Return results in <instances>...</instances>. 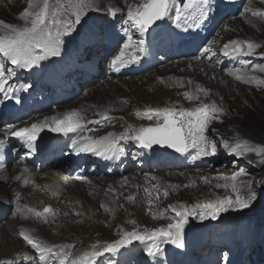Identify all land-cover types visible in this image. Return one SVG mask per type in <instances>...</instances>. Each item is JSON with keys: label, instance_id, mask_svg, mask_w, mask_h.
Instances as JSON below:
<instances>
[{"label": "rangeland", "instance_id": "374dc122", "mask_svg": "<svg viewBox=\"0 0 264 264\" xmlns=\"http://www.w3.org/2000/svg\"><path fill=\"white\" fill-rule=\"evenodd\" d=\"M141 1L143 0H86L87 3L94 5V7H96L97 5H101L102 9L100 11H95L93 8H87L85 10L86 15L82 18V20L84 18L106 13L109 6L116 8L119 12H124V15L127 16L128 7L139 6ZM78 2L79 0H49L51 8L56 14V19H59L62 22L68 19L74 20V16L72 15V8L73 5ZM0 5V21H4L8 24H14L17 26H23L24 21L19 19V14L25 8H27L28 0H0ZM246 9H249L250 13L248 14L251 15L253 11L264 13V0H248ZM253 17L264 18V16L254 15ZM243 19L245 18H242L241 14L238 18L232 20V23L228 22L224 26H222L220 28L221 31L218 40H214L215 43H221L222 45V42L228 43L229 41L233 40L238 42H254L260 45V47L256 48L253 52L260 55L264 60V35L257 31L255 27L253 31L245 28L242 25V23L245 21ZM130 24L132 23L130 22ZM259 28L262 27L260 26ZM130 29V33L133 37L132 44L134 45V47H136L138 41L142 39V37L140 36L137 26L132 24V26H130ZM0 34H3V32L0 31ZM134 38H137L138 40L135 41ZM253 38L257 40H254ZM187 64L188 62H180L178 65H176V68L180 67L182 71H185L187 67L190 66V64ZM165 66L166 65L158 68L156 72H161L164 70L166 71L170 68L169 66H166L167 68ZM212 68L213 69L207 67L206 65H202V72L200 73L204 76L205 79L212 78L216 80L218 84L215 87L209 88L203 93L198 91V88L196 87L193 88L195 92L191 93V90L189 89L190 87L186 89L185 87H178L173 85H168V87H164L161 91L156 92L154 88H152L151 84L154 82V80H156V77H153V75H144L145 77L141 75L142 77L135 81L126 80L119 82L121 78H134L129 75L113 78V82H117V85H115L118 90L115 89L114 91H112L109 98L115 97L119 100L115 104H111V109H108V111L105 113L98 112L99 108H97L96 106L90 107V110H86L87 113H89L88 116L85 117V119L99 117L102 114L114 115L115 117H117V119L107 127V131L114 134L115 137H119L121 134L127 132L130 127L132 129H138L140 127H148L153 125L155 126L157 124L156 122H154V120L152 121L146 118H140L136 115L137 112L143 113L147 108H196L201 104H215L216 107L222 109V111L216 113V115H218L219 117L218 120L213 119L210 121L205 135L209 140H212L216 143V153L221 151V146L217 141L219 138L218 134L221 132H236L237 135L234 137L233 141H248L249 147H252L254 143L264 144L262 143L264 142V139L261 138L260 134H254L255 137L252 138L248 137V129L253 131L254 133H258V131L264 129V83H261V81H264V66L262 70L242 72L241 75L244 79L240 80L234 77H228L226 75L224 77V75H221L223 73V70L217 69L215 67ZM169 72L170 74H173V72H171L170 70ZM246 75H248L247 79H245ZM186 77L187 76H185V78ZM191 83V86H196L194 80H192ZM100 86V89L102 91L104 90L103 92L107 94V89L110 88L108 84L99 83L97 87ZM158 86H160V84H157V87ZM184 93L193 94L195 96H198L199 99L190 101L185 97ZM118 96L122 98H119ZM137 102L144 105L147 103H153V105L155 106H148L144 109L136 108L133 110L131 109L132 111H130L129 107L131 106V104ZM73 105L74 106L72 108L74 109V111L80 112L81 109L77 105V102L73 103ZM162 122L163 120H161L159 123ZM226 128H231L232 130H226ZM241 132L244 133V135ZM238 136L241 137L238 138ZM245 157L253 158V156L249 155L247 152H245ZM262 157H264V155H262ZM240 170H243L245 173H247V175L239 177L236 181L238 188L240 189L239 194L242 197L247 196V194L244 193L247 191V189L240 185V181L243 180L253 181V190L257 193L258 196L263 193L264 190L260 185V181L263 180L264 171L258 176L252 177V172L249 171L246 167L244 169L243 167L239 166L230 168L222 165L213 166L208 170L191 169L190 171H183L181 173L161 174L159 172H137L136 175H134V177H136L135 183H137H128L126 185L127 188H125L124 190L109 189V191H111L110 193L103 192L100 195L98 194V196L97 194L93 195V192L89 191L88 196H86V194H81V199L79 202H77L79 203L77 205L79 206V209H74V211L71 207H67L69 203L62 202L63 206L66 205L65 211H63V208L60 205L61 203H59V199L55 204L53 203V199H51L57 198L58 195H52L53 193L49 188L45 187V189H42L41 184H37V186H34L31 190H24L19 193L20 196L24 195L29 201L32 202L31 206L33 205V207H29L28 205L30 204H22L24 206L21 210L25 211L24 215L23 213H21L20 203H18L19 206L17 204L20 196L17 197L18 200L16 201L10 198V201H13L12 206H14L15 208L19 207L17 208L18 210L15 209L14 212H16V210L20 211L16 215H13V217L11 216L12 218H10L8 221L2 223L6 224L9 222H13L17 226L16 231H11V226H8L7 231H9V235H7L4 233V229L2 228L3 225H0V240L4 242L9 240L8 242L3 243V247H0V257L2 256L3 258L0 264L5 263L10 259H16L17 257H19L18 255L21 254L19 253L17 255H10L16 250H21V248L24 247V245L22 244L24 240L20 236V232L22 229L26 234L27 231H31L32 237L38 239L40 242L46 244L53 243L61 247L70 246L65 247L64 250L70 252L71 257L76 250L80 251L81 249H84L86 247H91L93 243H99L105 240H116L117 238H121L120 235H123V232H129L137 227H139V230H137L138 232H145V230L151 231L154 228L166 227L163 225L169 224L172 221V217H174V214H176L174 211H172V207L180 210L179 206L181 204L185 206H191L202 202L223 199L228 196H231L234 199L237 193L233 192L231 188L232 181L221 179L220 177H231L234 173ZM10 172L11 170H8V175ZM185 172H195L198 173V176L193 177V174H184ZM121 178H127V176L125 177L124 174V177ZM102 180H104L105 183H108V181L115 180V178L108 177L102 178ZM218 184H228L229 187H217ZM77 187L78 186H76V189ZM89 187L90 184L87 185L86 189H90ZM47 189H49V192L46 191ZM145 189H147L148 191H145ZM39 191L41 192V194L39 195L43 196L44 198L42 200H39L38 202H33L32 198L35 196V193H38ZM165 191H167L168 193L167 196L164 195ZM6 197L7 196L5 195V193H0V200L5 199ZM128 197H133V199L129 200ZM45 202H48L47 205H49L48 207L51 209L49 213H46V220L42 219V215L40 217H37L34 212L29 211V209H34L36 212L39 208L44 206ZM55 206L56 210H54ZM52 210L57 212V217L53 219L51 218L53 213ZM230 211L232 210H229L228 212ZM94 215H96V217ZM39 218H41L40 221L37 220ZM61 219H65V221L60 222ZM33 221L39 223L42 222L44 224L43 226L41 225L42 227L40 230H37L36 226L33 227ZM93 229L97 230V232H95V230L94 232H92ZM27 251L26 247L22 248V253H29V251ZM6 256L10 257L5 258Z\"/></svg>", "mask_w": 264, "mask_h": 264}, {"label": "snow or ice", "instance_id": "6c2138e0", "mask_svg": "<svg viewBox=\"0 0 264 264\" xmlns=\"http://www.w3.org/2000/svg\"><path fill=\"white\" fill-rule=\"evenodd\" d=\"M209 5V0H187V3H183L182 6L176 3V0H143V3L139 6L128 7L127 18L132 24L138 27L141 37L145 36V33L154 25L157 21L163 20L166 16H169V12L172 8H175V21L176 26L180 27V20L189 9L199 10V23H203V20L207 16L206 8ZM93 8L95 11H100L98 7L87 3L86 0H79L78 3L73 5L72 15L74 20L68 19L61 21L56 19V14L52 10L49 0H28V6L20 14L19 19L24 21L23 26H17L14 24H8L4 21H0V57L10 61L16 68L32 69L34 66H38L41 61L45 60L49 56L58 57L61 55L60 44L62 41L60 37L63 35H70L76 31L77 25H80L82 18L86 15V9ZM108 14L115 16L116 9L109 6ZM249 11V9H246ZM254 16H264V13L252 12ZM51 17V19H50ZM199 26V24H197ZM127 34L128 30H124ZM129 43H125L124 49L130 47L132 36L128 35ZM145 40L142 38L137 43V52L143 53ZM232 45L231 51L233 53H241L244 55H251L253 51L260 47V45L251 41H229L224 45L223 55L228 56L229 47ZM246 46L247 51H244ZM205 52H210V48H205ZM215 55V53H212ZM140 56L133 53L130 57V62H139ZM129 62L126 59L125 51L122 50L120 55L116 56L112 61V65H124ZM118 71L119 68L116 67ZM7 70L3 64H0V92L5 91V84L7 79L5 78V72ZM239 72V70H237ZM14 74V73H12ZM243 77L236 75V79L240 80ZM248 82V81H246ZM264 83V81H261ZM27 90V87L26 89ZM198 91H205L198 88ZM188 100H197L198 96L190 93H184ZM19 102V100H17ZM222 109L216 107L215 104H201L200 106L190 110H176L173 108H147L143 113L137 112L136 115L140 118L161 119L162 123H157L155 126L140 127L138 129L129 130L119 137H115L110 133L108 136L100 137L93 140L91 137L82 136L80 139L84 141H90L87 143L82 151H91L98 156H104L106 153H110L115 150L118 140H134L141 148L150 149L153 145L167 146L175 149L176 152L186 153L189 148L196 149V154L192 156V159H198L200 157H206L216 154V143L209 140L205 135L208 128V124L213 119H219L216 113L221 112ZM104 119H110L105 116ZM82 117L79 113L72 111L64 115L62 119L56 117L51 118V124L48 123V118L42 124H32L30 127L19 128L16 131H10V135L17 139L26 141V146L30 150H35V141L37 140L39 133L43 131L45 127L53 132H61L67 134L68 132H74L81 129ZM12 126L9 125V129ZM222 145L230 152L236 153V155H243L245 152L257 151L259 154L264 155V147L257 146L256 148L249 147L248 141L237 142L234 146L230 145L227 140L222 141ZM243 170L234 173L231 177H220L221 179L230 180L231 188L233 192L237 193L233 199L231 196L223 199H217L215 201H207L198 203L191 206H185L181 204L180 210L172 207V211L176 213L175 217H172L173 222L169 223L166 227L154 228L151 231L145 230L143 234L133 230L131 232H123V235L119 240L114 242L105 243L103 245L94 244L88 251L82 252L74 259H70L69 255L64 252L65 247L60 248V251L55 255L59 260V264H96L97 258L105 255V253L115 254L120 248L131 244L133 241H152L151 245L147 248L148 256H156L163 251L162 244L170 243L176 245L178 248H184V230L185 225L188 222V217L196 215L200 221L211 219L217 220L221 213L228 212L229 210L242 211L249 209L257 201L258 195L253 190L252 180L240 181V185L247 189V196L242 197L239 192L240 189L236 181L241 176H246ZM19 179V177H17ZM206 180V178H205ZM28 181L26 180L25 183ZM261 187H264V180L260 181ZM217 187H229L228 184L217 185ZM145 191H148L145 189ZM167 196V191L164 192ZM132 200L133 197H128ZM199 210V211H197ZM29 211L35 212L34 209ZM51 209L45 207L43 213H49ZM37 217H40L42 213L35 212ZM155 218V217H154ZM20 236L31 245L33 249H36L41 253V259L43 260L44 254L52 252V247L43 244L42 242L34 239L25 232H20Z\"/></svg>", "mask_w": 264, "mask_h": 264}, {"label": "bare ground", "instance_id": "6f19581e", "mask_svg": "<svg viewBox=\"0 0 264 264\" xmlns=\"http://www.w3.org/2000/svg\"><path fill=\"white\" fill-rule=\"evenodd\" d=\"M143 1L140 2V4H142ZM96 7H98L100 10L102 9V6L101 5H97ZM0 9H1V5H0ZM92 9V8H91ZM242 18H245L243 20H245L242 25L247 28L248 30L250 31H253L254 27L257 31H259L260 33H262L264 35V18H260V17H253V15L251 14H243L242 15ZM240 20V19H239ZM233 22V21H232ZM230 22V23H232ZM262 27V28H259V27ZM219 32L216 34V39L215 40H218V37H219ZM254 39V38H253ZM254 40H257V39H254ZM184 62H188L187 65L190 64V66L187 67V69L185 71H182L180 67H177L176 68V65L179 64L180 62L178 63H171V64H165L166 66H169L170 68L167 69L166 71H150L149 73H145V74H142V76H149V75H153V77H156V80H154L152 84V88H154V90L156 92H159L161 91L164 87H168V85H173V86H178V87H185L186 89H189L191 90V93H194V89L193 88H201V89H204L205 91L208 90L209 88L211 87H215L218 83L216 82V80L214 79H205L203 75H201L200 72L201 71V68H202V65L203 64H200L199 61H193V60H189V61H183ZM181 65V64H180ZM193 65V66H192ZM165 66V67H166ZM204 66V65H203ZM173 67V69H172ZM167 68V67H166ZM165 69V68H164ZM163 70V69H162ZM169 70L171 72H173V74H170ZM210 70V69H209ZM214 73V72H213ZM211 74V73H210ZM209 74V75H210ZM215 74V73H214ZM252 74V73H250ZM220 75V74H218ZM221 75H224V74H221ZM249 75V74H248ZM248 75H246V78H248ZM254 75V74H253ZM141 75L139 77H134L132 79H125V78H121L119 80L120 81H129V80H137V79H140V77H142ZM144 76V77H145ZM185 76H187L185 78ZM251 76V75H250ZM222 77V76H221ZM225 77V75H224ZM163 78V79H162ZM152 79V78H150ZM194 80L195 81V84L196 86H191V81ZM114 80L112 79H109L107 78L105 80V83L108 84V86L110 88H108V92L107 94L104 93L100 88V87H94V88H91L90 90H87L85 92L82 93V95L74 100L72 103L68 104V105H64L62 107L59 108V110L63 111V110H72L73 108V103L77 102V105L80 107V112L77 111V113H81V117L82 119L86 116L87 111L86 110H90V107L92 106H96L98 109V112L99 111H103V110H106L108 111V109H111L110 106H112L111 104H115L119 99L118 98H109L110 97V93L112 91H114L116 88V83L113 82ZM104 83V82H103ZM104 83V84H105ZM134 83V82H133ZM102 84V83H101ZM116 84V85H115ZM120 84V83H119ZM157 84L160 86L157 87ZM157 87V88H156ZM105 89V88H104ZM118 90V89H117ZM205 91H200L201 93L205 92ZM116 95V93H115ZM119 97V96H118ZM119 98H122V97H119ZM111 99V100H110ZM76 106V105H75ZM152 107V106H155L153 105V103H147V104H141V103H132L131 106L129 107V110L132 111L133 109H144L146 107ZM72 108V109H70ZM173 109H176V110H190V109H194V108H188V107H171ZM132 109V110H131ZM76 112V111H75ZM53 113V112H52ZM50 113V116L48 119L52 118L53 116H56V114H52ZM105 113V112H104ZM124 113V112H123ZM93 114V113H92ZM90 115V114H89ZM103 115V114H102ZM62 116V115H61ZM103 117V116H101ZM100 117V118H101ZM87 119V118H86ZM154 120V122L158 123L162 120L159 119H152V121ZM154 123V124H156ZM117 136V135H116ZM13 168V170H12ZM11 169H8L9 171L11 170V172L9 173L8 175V170L7 171H1L0 172V193H5V195L8 196H14L15 198L20 196L19 193L22 192V191H29L31 190L34 186H37V184H41L42 186V189H45V187L49 188L50 191L53 193L52 195L54 196H57V198H51L53 199V203L55 204L58 199H59V203H61V207L63 208V211H65V208H66V205L63 206L62 202H65V203H69V205L67 206L68 208H72L73 211L74 209H79V206H77L81 199L80 195L81 194H86V196H88V191L89 192H93V195H96L98 196V194H102L103 192H107V193H110L111 191H109V189H113V190H124L125 188H127V184L128 183H135L136 181V177H134L133 175H127V178H119L121 176H118V177H113L115 178V180H110L108 181V183H105L104 180L98 178V179H93V180H90L89 182L90 183V189H86L87 188V185L86 182L85 183H82V184H73V183H65V184H58V183H54L52 181V179L55 177H59L56 175V172L55 170H49V171H46L44 173H41V172H36L34 169H28V167H25V166H18V165H15L14 167H12ZM193 174V177H197L198 176V173H195V172H185L184 174ZM17 177H19V179H17ZM123 177H124V174H123ZM125 177H126V174H125ZM140 178V177H139ZM138 178V179H139ZM206 178V177H205ZM118 179V180H117ZM28 181L29 184L28 186H25L24 185V182L25 181ZM140 180V179H139ZM64 181V180H61V182ZM162 182V181H161ZM137 183V182H136ZM135 183V184H136ZM144 183V182H143ZM164 183V182H163ZM101 184V185H100ZM145 184V183H144ZM166 184V183H165ZM33 185V186H32ZM139 185V184H138ZM171 185V184H170ZM76 186L77 189H76ZM65 189H62L64 188ZM138 187V186H137ZM135 187V188H137ZM134 188V189H135ZM139 188V187H138ZM49 189H47L46 191L49 192ZM58 192V193H57ZM123 192V191H122ZM132 192V191H130ZM136 193V192H135ZM39 194H41V192L39 191L38 193H35V196L32 198L33 202H38L39 200H42L44 197L43 196H40ZM49 194V193H48ZM137 194V193H136ZM139 194V193H138ZM175 194V193H174ZM126 196V194H125ZM139 197V196H138ZM76 200V201H75ZM19 201L21 202V206H20V209H22V207L24 205L22 204H30L28 205L29 207H33V205L31 206L32 202L29 201L24 195L20 196L19 197ZM122 201V200H121ZM48 202H45L44 203V206L39 208L36 212H43L44 208L45 207H48L49 205H47ZM123 204V203H122ZM133 204V203H132ZM11 203L10 201L6 202V206H10ZM84 205V204H83ZM82 205V206H83ZM19 206V204H18ZM86 206V205H85ZM19 208V207H17ZM81 208V206H80ZM86 209V208H85ZM56 210V206H55V209ZM54 210L53 213H52V216L51 218H55L57 217V212H55ZM84 210V209H83ZM89 211V210H88ZM24 212L23 210H21V213H23L24 215ZM86 212V211H85ZM42 219H45L47 218V214L45 213H42ZM71 216V215H70ZM84 216V215H83ZM92 216V214H91ZM96 217V215H94ZM194 216V215H193ZM193 216H191V220L190 222L192 221V218ZM82 218V217H81ZM41 218L37 219L38 221H40ZM103 219H106V218H103ZM65 221V219H61L60 222H63ZM93 221V220H92ZM35 222V223H34ZM87 222V220H86ZM85 222V223H86ZM44 223H39V222H36V221H33V227L36 226V229L37 230H40L41 227L43 226ZM62 224V223H61ZM64 224V223H63ZM98 224V223H97ZM2 228L4 229V233L9 235V231H7V227L8 226H11V231H16L17 229V226L13 223V222H9V223H4L2 224ZM42 225V226H41ZM67 225V224H66ZM65 225V227H66ZM32 227V226H31ZM60 227V226H59ZM69 227V226H68ZM96 227V226H95ZM63 228V227H62ZM70 228V227H69ZM68 228V229H69ZM100 228V227H99ZM2 229V230H3ZM44 229V228H43ZM186 229V227H185ZM95 229L92 230V232H94ZM23 231V229L21 230V232ZM137 231V230H136ZM95 232H97V230H95ZM29 233V234H28ZM27 235H30L32 237V234H31V231H27ZM122 236V235H120ZM23 238V237H22ZM34 238V237H33ZM36 239V238H34ZM119 240V238H117ZM24 240V239H23ZM38 240V239H36ZM9 241V240H8ZM6 241V242H8ZM13 241V239H12ZM25 241V240H24ZM39 241V240H38ZM116 240H109V241H103V242H99V243H93L92 245L94 244H99V245H103L105 243H110V242H114ZM4 241H1L0 240V247H3V243H6ZM15 243V242H14ZM17 243V242H16ZM43 243V242H42ZM24 245V247H26L25 243L23 242L22 243ZM43 244H46V243H43ZM48 246H53L54 244L52 243H49V244H46ZM31 245H29L27 243V249L30 247ZM22 247V248H24ZM92 247V246H91ZM91 247H86L84 249H81L80 251L76 250L72 256V259L76 258L77 256H79L82 252L84 251H88L91 249ZM20 248V247H19ZM22 248L21 250H16L15 252L11 253L10 255H17L19 253H22ZM77 249V248H76ZM10 256H6L5 258H9ZM17 258H20V257H17ZM16 258V259H17ZM3 260L2 256L0 257V262ZM10 260H15V259H10ZM8 263V261H6L4 264Z\"/></svg>", "mask_w": 264, "mask_h": 264}, {"label": "trees", "instance_id": "16d2710c", "mask_svg": "<svg viewBox=\"0 0 264 264\" xmlns=\"http://www.w3.org/2000/svg\"><path fill=\"white\" fill-rule=\"evenodd\" d=\"M226 130H232V129L231 128H226ZM242 134L244 135V133H242ZM254 134H256V135L260 134L261 138L264 139V129L258 131V133H254L253 131L248 129V137H250V138L255 137ZM221 135H222L223 140L230 141L231 139H233L237 135V133L236 132L235 133H222ZM262 143H264V142H262ZM252 153L254 154L252 156H253V159H255L254 161L256 162V167H252V168L249 167V170L251 172H253L252 175L256 176L258 174H261L260 172H262L264 170V161H263L264 157L256 156L255 155L256 153L254 151H252ZM259 158H263V160H259Z\"/></svg>", "mask_w": 264, "mask_h": 264}, {"label": "water", "instance_id": "95a60500", "mask_svg": "<svg viewBox=\"0 0 264 264\" xmlns=\"http://www.w3.org/2000/svg\"><path fill=\"white\" fill-rule=\"evenodd\" d=\"M154 147L155 146H158V147H160V145H153ZM161 149H163V150H168V149H171V148H169V147H167V146H163V147H161Z\"/></svg>", "mask_w": 264, "mask_h": 264}]
</instances>
